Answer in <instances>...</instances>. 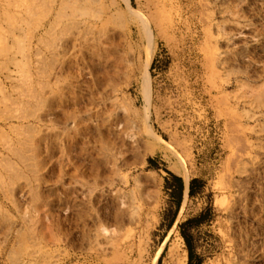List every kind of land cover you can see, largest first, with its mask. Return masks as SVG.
I'll use <instances>...</instances> for the list:
<instances>
[{
  "label": "rangeland",
  "instance_id": "obj_1",
  "mask_svg": "<svg viewBox=\"0 0 264 264\" xmlns=\"http://www.w3.org/2000/svg\"><path fill=\"white\" fill-rule=\"evenodd\" d=\"M210 201L202 264H264V0H0V264H188Z\"/></svg>",
  "mask_w": 264,
  "mask_h": 264
},
{
  "label": "trees",
  "instance_id": "obj_2",
  "mask_svg": "<svg viewBox=\"0 0 264 264\" xmlns=\"http://www.w3.org/2000/svg\"><path fill=\"white\" fill-rule=\"evenodd\" d=\"M153 160H150V164ZM168 176L164 178V191L169 197L170 207L166 213L168 228L170 229L176 222L184 192L186 198L195 199L203 195L206 189V182L200 178H193L186 188L184 179L173 172L167 171ZM215 209L212 201L198 215L189 217L178 226L180 234L185 241L188 250V264H202V258L197 254V244L195 231L203 225H209L215 219Z\"/></svg>",
  "mask_w": 264,
  "mask_h": 264
}]
</instances>
